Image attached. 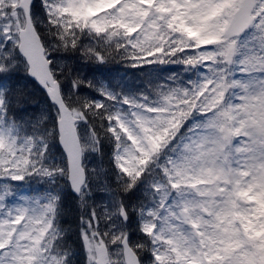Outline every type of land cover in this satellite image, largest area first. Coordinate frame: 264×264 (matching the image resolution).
Returning <instances> with one entry per match:
<instances>
[{
  "label": "snow or ice",
  "instance_id": "obj_1",
  "mask_svg": "<svg viewBox=\"0 0 264 264\" xmlns=\"http://www.w3.org/2000/svg\"><path fill=\"white\" fill-rule=\"evenodd\" d=\"M0 264H264V0H0Z\"/></svg>",
  "mask_w": 264,
  "mask_h": 264
},
{
  "label": "trees",
  "instance_id": "obj_2",
  "mask_svg": "<svg viewBox=\"0 0 264 264\" xmlns=\"http://www.w3.org/2000/svg\"><path fill=\"white\" fill-rule=\"evenodd\" d=\"M166 74V73H165ZM139 75V73L137 74ZM142 78V77H141ZM20 188H26V190L31 194L32 189L36 187L34 184H25L24 182L20 183Z\"/></svg>",
  "mask_w": 264,
  "mask_h": 264
},
{
  "label": "rangeland",
  "instance_id": "obj_3",
  "mask_svg": "<svg viewBox=\"0 0 264 264\" xmlns=\"http://www.w3.org/2000/svg\"><path fill=\"white\" fill-rule=\"evenodd\" d=\"M26 194V193H25Z\"/></svg>",
  "mask_w": 264,
  "mask_h": 264
}]
</instances>
